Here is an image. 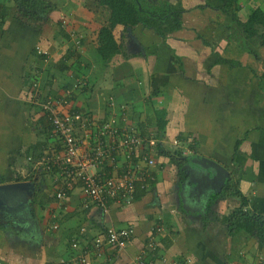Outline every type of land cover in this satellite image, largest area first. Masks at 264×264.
I'll return each mask as SVG.
<instances>
[{
	"label": "crops",
	"instance_id": "0c3cea01",
	"mask_svg": "<svg viewBox=\"0 0 264 264\" xmlns=\"http://www.w3.org/2000/svg\"><path fill=\"white\" fill-rule=\"evenodd\" d=\"M239 5L241 21L251 7L264 10V0ZM55 6L28 14L13 0H0V185L35 182L27 206L0 195V264H59L84 254L89 264H133L140 252L150 264H259L264 246L255 233L234 231L239 215L230 213L239 209L264 224V48L238 30L241 48L230 61L223 56L230 51H216L213 23L207 35L201 30L181 38L182 28L164 39L141 25L117 26L112 34L121 53L102 63L98 34L108 15L97 17L106 13L92 0ZM220 57L236 64L217 62ZM78 83L83 87L65 110L94 123L125 114L122 124L160 139L156 166L142 169L146 177L134 182L133 194L140 197L128 206L111 203L104 212L87 203L77 185L57 198L64 180L38 165L61 155L62 147L35 96L61 98ZM159 148L180 150L181 166ZM135 165L123 161L116 171ZM106 170L112 176L113 169ZM110 228L132 231L124 249H95V239Z\"/></svg>",
	"mask_w": 264,
	"mask_h": 264
},
{
	"label": "built area",
	"instance_id": "2783aa9c",
	"mask_svg": "<svg viewBox=\"0 0 264 264\" xmlns=\"http://www.w3.org/2000/svg\"><path fill=\"white\" fill-rule=\"evenodd\" d=\"M37 52L40 50L37 48ZM81 83L67 89L63 97H46L38 100L35 96L34 103L41 111L48 115L47 120L51 127V136L61 142L62 154L52 155L41 160L38 165H44L45 171L57 172L64 180L65 188L57 191V198L65 195L66 190L77 185L84 200L91 205L107 211L109 204L130 205L134 200V182L143 180L146 175L144 168L156 166L157 146L161 143L156 134L140 135L136 131L122 124L126 121L125 114L120 118L110 116L105 121L94 123L89 117L81 113L65 110L67 99L75 89L82 88ZM122 124V125H121ZM185 153V152H184ZM136 160L137 165L130 171L121 174V162L131 163ZM108 168H112V176H107ZM148 178H152L147 174ZM83 231V229H81ZM132 231L106 230L104 239L97 237L94 241L95 249L106 245L112 250H122L126 246ZM75 246V245H73ZM154 245H148V250L153 251ZM145 252H140L133 264H150L144 260ZM86 254L78 260L61 261L59 264H89ZM166 264H192L190 259L183 261H170ZM259 264H264V258Z\"/></svg>",
	"mask_w": 264,
	"mask_h": 264
},
{
	"label": "trees",
	"instance_id": "16d2710c",
	"mask_svg": "<svg viewBox=\"0 0 264 264\" xmlns=\"http://www.w3.org/2000/svg\"><path fill=\"white\" fill-rule=\"evenodd\" d=\"M13 1L16 4L17 10L19 9L21 12L24 11V13L28 14H47L56 7L54 4L46 0ZM239 2L240 0H229V2L226 1V3L221 7L210 6L206 2L197 5L196 8L199 10L208 9L211 11H220L222 14L228 16L232 22L229 23V26L223 25V28H233V26H236L246 40L256 41L264 48V10L260 7H251L246 20L241 21L238 16L240 10ZM89 3L91 2L89 1ZM92 3H95L96 9L105 10L106 7L109 9L108 20H106V24L101 28L98 34L97 53L102 63H107L114 56L121 53L120 46L116 43L112 34V30L117 26L132 28L136 25H141L144 28L153 29L163 39L167 36V34L177 32L183 28V22L180 14L184 13V10L181 7L180 0H178L175 4H171L168 0L159 1L158 10H160V12H157L156 10L147 11L145 9L147 5L144 1L142 4H132L131 2H128V0H92ZM231 24L233 26H231ZM197 37L205 42L200 35H197ZM217 62L230 63L231 66L236 64H232L230 61L221 57L217 60ZM158 150L161 155L168 157L171 162L178 166H181L184 161V159L181 158L182 156L180 150L163 151L160 150V148ZM1 182L2 180L0 179V183ZM233 191L237 194V191L234 190V188ZM140 194L141 192L134 195V197L137 199L140 197ZM235 215H239L237 219L239 222H236L238 225H234V231L245 230L250 234L255 233L256 238L262 246H264L262 236V230L264 228L263 221L256 216V219H253V221L257 222L255 225V223H253L250 219L251 217L249 218L247 214H243L239 209L230 213V216ZM230 216L225 220H230Z\"/></svg>",
	"mask_w": 264,
	"mask_h": 264
},
{
	"label": "rangeland",
	"instance_id": "374dc122",
	"mask_svg": "<svg viewBox=\"0 0 264 264\" xmlns=\"http://www.w3.org/2000/svg\"><path fill=\"white\" fill-rule=\"evenodd\" d=\"M46 1H48L54 5L57 4V0H46ZM77 1H79V0H77ZM168 1L171 4H175V3H177L178 0H168ZM128 2H131L133 4L134 1L128 0ZM156 2H159V0H157ZM58 3H60V2H58ZM201 3H202V0H180L181 7L184 10V13L180 14L181 20L183 22V31H184L183 34H181V38H187V35L195 33L196 31H200L199 33H201V30L203 32L202 35H207L208 34L207 32L210 29L211 23H213L216 27V31L214 30V33H216L214 35V37L216 35H218V39L220 40V41H217V39H216L215 41H213V42H215V45H216V47H215L216 51L217 50H223V49L230 51L231 55L229 53L228 54L222 53V54L225 58L233 57L232 59H230V61H234V58L236 57L235 53H239V49L241 48V45H237V42L239 40L238 35H240L238 32V27L233 26L232 29L223 28L222 33H221L222 36H220L219 35L220 31L218 29H221V27H223V25L226 26L228 24V22L227 21L224 22V18L221 19L220 15H218V14H221V12H219V11L207 12L208 15L201 14L200 13L201 11L196 8V6L198 4H201ZM145 4L147 5L145 7V9L147 11L156 10L157 12H160V10H158L159 9L158 8L159 3H157V5H156V3H147V1H145ZM103 11L106 14L102 13L101 15H98L97 17H102V16H103V18H105V16L107 17L109 9L106 7V9ZM215 14H217V15H215ZM229 23H232V22H229ZM52 25L53 24H51L50 26H52ZM179 38H180V36H179ZM248 42H252V40H248Z\"/></svg>",
	"mask_w": 264,
	"mask_h": 264
},
{
	"label": "water",
	"instance_id": "95a60500",
	"mask_svg": "<svg viewBox=\"0 0 264 264\" xmlns=\"http://www.w3.org/2000/svg\"><path fill=\"white\" fill-rule=\"evenodd\" d=\"M130 31V29H127ZM216 177L221 178L222 171L216 168ZM35 190V182H14L0 185V195L5 194L9 199L23 200V204L27 206V203L32 199V193ZM1 203V201H0Z\"/></svg>",
	"mask_w": 264,
	"mask_h": 264
},
{
	"label": "flooded vegetation",
	"instance_id": "af4514ba",
	"mask_svg": "<svg viewBox=\"0 0 264 264\" xmlns=\"http://www.w3.org/2000/svg\"><path fill=\"white\" fill-rule=\"evenodd\" d=\"M133 1H134L133 3H136V4H137V3H138V4H139V3L141 4V2H143V1H144V2L147 1V3H156V4L158 3V2H156L157 0H156V1H155V0H133ZM159 1H162V0H159ZM165 1H167V0H165Z\"/></svg>",
	"mask_w": 264,
	"mask_h": 264
}]
</instances>
